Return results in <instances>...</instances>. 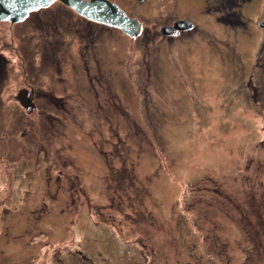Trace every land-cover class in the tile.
<instances>
[{"label": "rangeland", "instance_id": "374dc122", "mask_svg": "<svg viewBox=\"0 0 264 264\" xmlns=\"http://www.w3.org/2000/svg\"><path fill=\"white\" fill-rule=\"evenodd\" d=\"M115 1L0 19V264H264V0Z\"/></svg>", "mask_w": 264, "mask_h": 264}, {"label": "water", "instance_id": "95a60500", "mask_svg": "<svg viewBox=\"0 0 264 264\" xmlns=\"http://www.w3.org/2000/svg\"><path fill=\"white\" fill-rule=\"evenodd\" d=\"M54 0H0V19L10 22L23 20L29 11L49 6ZM79 15L110 26L120 28L130 35L140 32L139 21L129 20L124 12L113 2L107 0H60ZM264 29V20L259 23ZM192 27L187 20H176L173 25H165L160 31L163 34H176L179 30ZM28 89L21 88L16 94L18 101L26 108L32 109L34 102L28 96Z\"/></svg>", "mask_w": 264, "mask_h": 264}, {"label": "flooded vegetation", "instance_id": "af4514ba", "mask_svg": "<svg viewBox=\"0 0 264 264\" xmlns=\"http://www.w3.org/2000/svg\"><path fill=\"white\" fill-rule=\"evenodd\" d=\"M107 1H110V2H113V3H115L123 12H124V14H125V16L129 19V20H131V21H135V20H137V21H139V22H141V24H142V21L136 16V15H134V14H132V13H130V12H128L122 5H120L118 2H116L115 0H107ZM133 1H136L137 3H139V4H141V3H144L146 0H133ZM56 3H58V4H60V5H64L65 7L67 6V5H65L64 3H62L60 0H54L49 6H47V7H43V8H48V7H50V6H52V5H54V4H56ZM236 3L233 1V0H225V4H224V6H223V9H229V8H232L234 5H235ZM67 7H69V6H67ZM43 8H39V9H37V10H33V11H38V10H40V9H43ZM70 8V7H69ZM71 10H72V8H70ZM33 11H30L29 13H28V15H27V17L33 12ZM76 13V12H75ZM26 17V18H27ZM187 20V21H189L191 24H192V27H190V28H188V29H184V30H179L176 34H162L161 33V31H160V29H161V27H163V26H165V25H173V23H174V21H176V20ZM88 20V19H87ZM88 21H90V22H94V23H98V22H95V21H91V20H88ZM14 23V22H13ZM100 24H102V23H100ZM102 25H104V24H102ZM116 29H119V28H116ZM195 29H197V27H196V25L194 24V22H192L190 19H188V18H185V17H178L177 19H175V20H172L171 22H169V23H165V24H163V25H160V27H159V29H158V31L160 32V34L161 35H163L164 37L165 36H179V35H181L182 33H183V31H191V30H195ZM119 30H121V29H119ZM122 31V30H121ZM142 31H144V27H143V24L141 25V29H140V33L139 34H141L142 33ZM198 31V30H197ZM124 34H128V33H125V31H122ZM146 32V31H145ZM152 39H154V34H152V33H150V35L148 34V35H146L145 36V40L146 41H148L149 43H150V41L152 40ZM163 43V41L161 42V44ZM95 78H97V77H95ZM28 96L33 100V96H34V94L32 93V92H28ZM34 107L36 108V106H35V104H34Z\"/></svg>", "mask_w": 264, "mask_h": 264}, {"label": "trees", "instance_id": "16d2710c", "mask_svg": "<svg viewBox=\"0 0 264 264\" xmlns=\"http://www.w3.org/2000/svg\"><path fill=\"white\" fill-rule=\"evenodd\" d=\"M0 60L3 61V56L0 55ZM0 69H3V66H0ZM124 166H121L120 168H117L114 166V168L117 170L118 175H120V177L125 181L126 179H128V175L131 181H133V183L135 182V174H134V170H131V166H129L128 164H126V162H124ZM111 179L113 180V178L115 177V175H110Z\"/></svg>", "mask_w": 264, "mask_h": 264}, {"label": "clouds", "instance_id": "9594fccd", "mask_svg": "<svg viewBox=\"0 0 264 264\" xmlns=\"http://www.w3.org/2000/svg\"><path fill=\"white\" fill-rule=\"evenodd\" d=\"M73 10V9H72ZM74 11V10H73ZM75 12V11H74ZM5 21H8V20H5ZM110 26V25H109ZM115 28H117V27H115ZM262 28V27H261ZM120 29V28H119ZM33 101V100H32ZM26 110H32V109H26Z\"/></svg>", "mask_w": 264, "mask_h": 264}]
</instances>
